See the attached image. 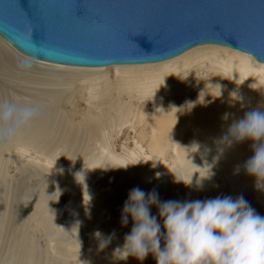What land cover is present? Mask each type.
Listing matches in <instances>:
<instances>
[{
	"label": "rangeland",
	"instance_id": "374dc122",
	"mask_svg": "<svg viewBox=\"0 0 264 264\" xmlns=\"http://www.w3.org/2000/svg\"><path fill=\"white\" fill-rule=\"evenodd\" d=\"M0 48H3L1 43ZM2 50L9 58L5 99L19 105L37 106L38 113L44 110L43 114L49 115L50 124L47 133L33 148L20 149L17 134L7 140L6 147L0 148L2 174L6 179L3 181L6 226L0 242V264H25L29 256L32 264H132L135 258L121 260L117 258L119 253L114 255L118 248L116 244L102 250L98 245L93 246L99 243L94 234L99 232L103 238L113 232L116 236L130 231L131 220L122 227L120 214L128 192L134 187L145 193L155 190L160 201L164 199L162 192L166 188L170 192L166 195L168 200H187L182 187L185 171L174 155V149L154 147L149 142L152 136L160 133L158 120L162 116H171L181 104L167 102L160 107L153 105L149 97H141V100L136 97L131 114L124 118L123 113L108 107L112 102L100 103L98 97L89 96L87 84L94 85L97 81L90 78L96 76L77 77L72 70L66 73L38 71L33 68L30 58L31 67L21 68V61L26 59L14 51ZM201 86L193 92L194 101L188 98L185 102L195 104L196 98H205ZM216 99L221 98L216 96ZM204 101L206 99L200 103ZM97 119L100 120L97 126L102 124L107 130L109 137L105 141L99 136L91 137L97 135L91 128ZM117 119L121 120L118 124ZM33 125H37L35 118L17 133L31 129ZM70 138L73 143H65ZM209 151L211 155L203 160L200 156L202 148L186 149L203 164L207 174L209 169L211 171L209 179L199 185L193 200L217 197L224 180V169L230 168L222 149L218 151L220 161L215 159V150ZM226 178L236 186V174ZM165 184L166 188L163 187ZM96 194L103 195L105 200L101 202ZM150 211L152 215L156 214L155 207ZM87 238L92 239L93 244L87 242ZM107 250L112 254L111 259L102 255ZM139 264H155V260L148 255Z\"/></svg>",
	"mask_w": 264,
	"mask_h": 264
},
{
	"label": "bare ground",
	"instance_id": "6f19581e",
	"mask_svg": "<svg viewBox=\"0 0 264 264\" xmlns=\"http://www.w3.org/2000/svg\"><path fill=\"white\" fill-rule=\"evenodd\" d=\"M0 43L3 47L2 49L6 52L14 51V54L17 53L24 59L29 60V57L17 51L1 37ZM2 49L0 48V75H2L0 79V99H5V89L9 83H7L8 67H6V63L7 60L9 61V58ZM30 59L31 64L34 65L33 68L38 71L46 70L66 73L68 70H72L71 72L77 77L96 76L93 79L89 77L90 80L95 79L97 81L94 85L90 84V86L87 84L88 80L86 81L88 85L86 88L87 93L91 98L98 97L100 103L104 101L105 103L107 101L112 102L108 104V107L115 108L118 113H123L124 118H128L131 114L130 109L134 106L133 99L136 97H138V100L141 97H149V101L153 105L156 104L160 107H163L167 102L176 103V105L181 104L171 116H162L158 120V125L161 127L160 133L152 136L149 142L154 147L162 146L164 148L171 147L174 149V155L177 156L181 168L185 171L182 176V187L183 194L187 196V200H193V196H195L199 185L204 180L209 179V177H206L207 172L203 164L191 154H188L186 149L193 146L202 148L200 156H202L203 160H206L211 155L209 149L215 150V159L217 158L218 161L221 160L218 156V151L222 149L224 159L228 162L230 168L224 169V175H222L224 180L218 189V196H231L233 199L237 196H243L257 214L264 216V190L256 187V178L247 175L243 168L245 161L253 154L251 141L246 140L241 143H233L231 147H226L219 142L220 137L226 133L228 126L233 120L242 118L245 112L252 109L259 108L264 110V65L258 63L251 56L222 46L201 45L175 58L158 63L115 65L106 68H81L51 63L45 64L46 62L41 63L42 61L37 62L38 60L32 61L35 59ZM89 82L91 83L92 81ZM198 86H201L203 89V97L205 98H196L195 104L187 103L188 98L194 101L192 98L194 97L193 92H195ZM234 92L238 96L243 97L242 104L233 101L231 94ZM124 95L128 96V98H123L122 96ZM216 96L221 99H216ZM203 99H206V101L200 103ZM186 100L187 102H185ZM43 111L42 113H38L40 115L37 114L34 117L36 126L33 125V128L17 133L16 141L20 144V149L27 150L37 146L43 134L47 133L46 128L50 124L48 121L49 115H44ZM225 114H227V118H225ZM97 121L91 127L97 131V135H91V137L97 138L99 136V138H103H101L102 141H105L109 137L107 135L108 133L106 134L107 130L103 128L104 126L102 124L98 127L100 120L97 119ZM115 122L118 124L121 120L117 119ZM74 138L77 141V136ZM72 139L70 138L65 143H73ZM6 142L7 140H0V148L6 147ZM0 154H2L1 151ZM159 154L162 155L161 153ZM158 158L160 159V163H163L162 156ZM1 161L0 242L3 241L6 226L4 209L6 179L4 180L5 177H3L5 174H2L4 169L2 158ZM232 174H236V186L230 182L229 178H226ZM163 187L166 188L167 185L165 184ZM236 188L241 189L237 190ZM166 189L162 192V198L164 199L161 200L163 201L168 200L166 195L170 193ZM246 194H252V196L248 197ZM98 199L103 202L105 197L100 194L98 195ZM125 234L114 236L107 246L116 244L118 248L121 247ZM85 240L87 242L92 241L91 244H93L92 239L87 238ZM95 242L98 243V241ZM98 244L95 243L93 246H97ZM25 254L27 253L25 252ZM102 255L106 259L112 258V254L108 250L106 252L104 251ZM29 257L25 259L27 260L25 264H32L30 259L32 257ZM19 261L21 262V260ZM132 264H139V261L134 260Z\"/></svg>",
	"mask_w": 264,
	"mask_h": 264
},
{
	"label": "water",
	"instance_id": "95a60500",
	"mask_svg": "<svg viewBox=\"0 0 264 264\" xmlns=\"http://www.w3.org/2000/svg\"><path fill=\"white\" fill-rule=\"evenodd\" d=\"M0 37L81 68L158 63L201 45L264 65V0H0Z\"/></svg>",
	"mask_w": 264,
	"mask_h": 264
},
{
	"label": "clouds",
	"instance_id": "9594fccd",
	"mask_svg": "<svg viewBox=\"0 0 264 264\" xmlns=\"http://www.w3.org/2000/svg\"><path fill=\"white\" fill-rule=\"evenodd\" d=\"M20 67L31 64L22 60ZM231 98L243 103V97L235 92ZM37 114L35 105L0 99V140L12 139ZM246 140L251 141L253 154L245 161L244 171L264 190V110L252 109L233 120L219 142L231 147ZM210 175L209 169L206 177ZM152 207L155 215L150 213ZM129 220L131 229L122 246L114 250L121 260L132 257L143 261L151 255L155 264H264V216L243 196L160 201L155 190L145 193L134 187L122 206L121 226H127ZM94 235L102 250L115 233L103 238L99 232Z\"/></svg>",
	"mask_w": 264,
	"mask_h": 264
}]
</instances>
